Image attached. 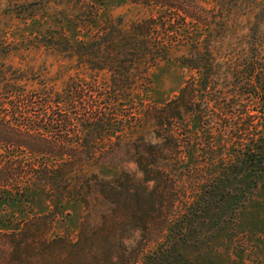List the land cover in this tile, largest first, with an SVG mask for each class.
Returning <instances> with one entry per match:
<instances>
[{
	"label": "trees",
	"instance_id": "1",
	"mask_svg": "<svg viewBox=\"0 0 264 264\" xmlns=\"http://www.w3.org/2000/svg\"><path fill=\"white\" fill-rule=\"evenodd\" d=\"M129 1L151 12L102 19L104 0H76L71 13L50 14L61 30L50 25L39 43L74 61L60 89L33 66L7 62L0 36V206L26 205L42 188L85 210L72 238L51 235L55 208H8L0 264H193L183 250L219 193L241 208L254 179L264 184V0ZM241 5L253 9L247 47L231 52L224 38L238 33ZM65 23L86 37L71 38ZM171 57L189 77L166 102L143 103L149 73ZM146 121L155 140L136 133ZM241 177L254 185L233 195Z\"/></svg>",
	"mask_w": 264,
	"mask_h": 264
},
{
	"label": "rangeland",
	"instance_id": "2",
	"mask_svg": "<svg viewBox=\"0 0 264 264\" xmlns=\"http://www.w3.org/2000/svg\"><path fill=\"white\" fill-rule=\"evenodd\" d=\"M215 4L213 0H206ZM49 2V5L47 4ZM76 0H0V36L5 38L10 54L6 61L17 66H33L41 78L60 89L70 75L75 74L74 61L68 60L58 52L48 49L39 43L37 38L44 29L53 25L61 30L58 22L50 20V14L61 17L73 10ZM51 11L47 13L46 7ZM238 18V33L224 38L223 46L236 52L240 48H246L247 17L253 9L247 5L234 6ZM149 7L136 5L129 0H104L102 19L121 15L127 21L138 19L151 11ZM32 14H34L32 16ZM264 25V23H263ZM62 28L71 38H84L85 32L81 28L65 23ZM79 29V30H78ZM175 52L174 54H178ZM190 71L174 57L158 64L149 73V83L140 90V99L143 103L160 105L174 96L189 77ZM255 105L254 108H258ZM217 126V123L213 124ZM136 128H132L135 131ZM152 123L146 121L136 129V133L144 135L149 140L152 137ZM135 133H126L129 137ZM221 149L226 151L224 142H220ZM89 170H97V167L88 166ZM129 169L136 171L133 164ZM254 177H241L233 180L229 192H241V188H247L253 184ZM262 178H255L258 187H252L246 195H250L245 205L240 208L232 199H226L219 193L216 206H213L206 215L203 223L196 229L188 240V245L183 250L184 257L193 255V264H264V184ZM254 185V184H253ZM222 195V196H221ZM26 205L9 208L0 206V217L9 213H45L55 208L57 218L51 235L67 233L76 238L77 231L83 220L85 210L83 204L76 199H64L58 202L50 198L42 188L33 189L28 197ZM242 199V198H241ZM235 200V199H234ZM58 204L57 207H54ZM14 212H7V209ZM20 211V212H19ZM136 236L127 239V244L132 246ZM158 245L154 242L148 244L145 252H151Z\"/></svg>",
	"mask_w": 264,
	"mask_h": 264
}]
</instances>
